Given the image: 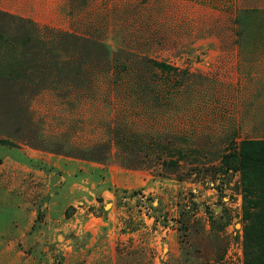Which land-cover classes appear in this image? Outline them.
Returning a JSON list of instances; mask_svg holds the SVG:
<instances>
[{"label": "rangeland", "instance_id": "obj_1", "mask_svg": "<svg viewBox=\"0 0 264 264\" xmlns=\"http://www.w3.org/2000/svg\"><path fill=\"white\" fill-rule=\"evenodd\" d=\"M0 264H264V0H0Z\"/></svg>", "mask_w": 264, "mask_h": 264}, {"label": "trees", "instance_id": "obj_2", "mask_svg": "<svg viewBox=\"0 0 264 264\" xmlns=\"http://www.w3.org/2000/svg\"><path fill=\"white\" fill-rule=\"evenodd\" d=\"M156 67L162 72H168L169 70H171L168 66H166L162 63L156 64ZM243 167H245V166L243 165Z\"/></svg>", "mask_w": 264, "mask_h": 264}]
</instances>
